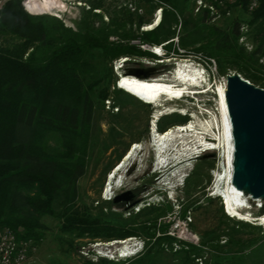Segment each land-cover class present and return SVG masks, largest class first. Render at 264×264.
I'll use <instances>...</instances> for the list:
<instances>
[{
    "label": "rangeland",
    "instance_id": "374dc122",
    "mask_svg": "<svg viewBox=\"0 0 264 264\" xmlns=\"http://www.w3.org/2000/svg\"><path fill=\"white\" fill-rule=\"evenodd\" d=\"M64 1L65 7L60 15L65 25L77 31H85L90 25H95L104 28L103 32L109 34L110 40L141 43L143 50L153 53L135 52L131 56L112 57L102 49H95L91 65L93 70L87 76L89 82L97 83L94 92L96 131L90 143L86 173L78 182V198L74 206L91 218L134 229L136 235L133 236L144 240V248L137 257L126 262L98 263V260L96 263L264 264V225L258 224L257 220L261 217L259 211L264 200H251L250 208H241L247 218L242 219L226 211L223 198L215 188L217 174L222 172L220 176H224L227 170L223 112L217 89L223 82L226 83V76L230 72H238L249 79L245 70L255 77L253 80L256 85H264V57L258 62L255 60L257 56L250 57L261 40L257 38L256 25L250 23V11L235 5L224 9L220 17L203 19L202 11L196 10L193 0H177L175 12L183 21L186 14L191 15L195 26H186L185 23L182 26L166 24V28L172 31L169 41L174 40L173 44L165 41L161 45H151L144 43L141 37L143 31H146L143 30L145 25L147 31L159 25H155L158 20L155 17L159 7L157 0ZM131 1L141 7L142 11H132L128 6ZM26 11L32 15H45ZM140 17L143 19V28L138 26ZM162 19L168 21L169 14L166 15L163 11ZM237 21L245 28L241 29V35L235 36ZM149 24L154 27L150 28ZM215 27L221 30H216ZM222 33L230 35L232 40L229 52L216 48ZM138 39L140 42H135ZM13 40L11 35H0V45ZM165 44L172 49L171 54L166 55V49L162 46ZM156 46L160 49H156ZM184 65L198 69L203 75L201 83L192 85L190 89L199 93L179 98L163 95L161 106L142 101L120 85V78L129 73V68L146 72L152 70L147 78L161 77L172 81L176 71L181 67L186 69ZM104 89L109 91V96L105 99L100 96ZM168 119L173 122L166 129H158L159 122L165 123ZM180 124H192L196 130L184 132V141L179 139L176 144L170 143L164 148H171V156L179 148L190 151L197 148L200 154L195 153L198 156L190 161L188 167L185 163L176 165V162L166 166L158 164L159 153L155 137ZM197 135L200 139L204 137V141L207 140L211 145L214 144L215 148L201 152L205 147H198ZM50 144L52 149L59 147L55 139ZM136 144H139L136 154L114 174L116 168L123 163L126 153ZM112 174L115 190L113 196L131 190L134 198L129 204L103 199V194L108 195L104 190L109 186ZM134 200L137 201L136 204L148 203L147 206L150 207L135 214L132 206L128 207ZM62 201L61 196L57 197V212L63 208ZM187 215H191L193 219L189 229L199 241L184 242L171 235L173 240H167L165 235H169L167 231L170 227L179 226ZM154 219L157 220V226H151V230L147 232L145 224L152 225L150 221ZM43 221L47 227L45 236L41 244L32 251L29 264H90V260L80 253L81 245L86 241L109 240L63 231L59 216L44 217ZM250 223L258 225L253 227ZM167 226V231L163 232L161 228Z\"/></svg>",
    "mask_w": 264,
    "mask_h": 264
},
{
    "label": "trees",
    "instance_id": "16d2710c",
    "mask_svg": "<svg viewBox=\"0 0 264 264\" xmlns=\"http://www.w3.org/2000/svg\"><path fill=\"white\" fill-rule=\"evenodd\" d=\"M157 4L164 7L169 20L162 19L154 29L143 31L144 43L161 45L169 41L172 31L166 24L195 26L191 15L186 14L183 21L175 12L177 0H157ZM240 6L249 11L245 4ZM250 13V23L256 25L257 38L261 39L250 57L257 56L258 62L264 57V0ZM202 17L211 18L206 11ZM139 19L140 27L143 19ZM241 27L237 21L235 36L241 35ZM103 29L90 25L85 31L74 30L57 17L28 13L21 0L8 2L0 13V35L14 37L0 45V226L12 228L20 238L32 239L37 247L47 228L43 218L48 216H59L63 231L83 237L122 239L136 235L134 229L91 218L74 206L96 131L97 83L87 80L93 70L95 49L112 57L135 52L153 54L143 50L141 43L110 40ZM216 45L222 52L231 51L230 35L222 33ZM162 46L166 55L171 54L169 46ZM245 75L255 83L247 70ZM100 96L107 98L109 91L104 89ZM172 122L161 121L158 129H166ZM52 139L59 147L52 149ZM59 196L63 198V208L57 212L55 202ZM262 205L259 215L264 214V202ZM150 222L152 225L144 227L147 232L157 226L156 219ZM167 228L161 230L165 232ZM103 262L113 261L102 259L98 263ZM89 263L98 264L91 260Z\"/></svg>",
    "mask_w": 264,
    "mask_h": 264
},
{
    "label": "bare ground",
    "instance_id": "6f19581e",
    "mask_svg": "<svg viewBox=\"0 0 264 264\" xmlns=\"http://www.w3.org/2000/svg\"><path fill=\"white\" fill-rule=\"evenodd\" d=\"M30 9L33 12L37 13H47L51 10H57L62 11L65 7V1L64 0H34L29 5ZM159 19L155 23L158 24ZM151 26L150 28H153L154 26L149 24ZM156 49H160L159 46H156ZM186 69L181 67L178 71L175 72L173 76V80H165L161 77L158 78H144L139 77L137 75L133 74H126L123 75L120 78V85L126 89L128 92L132 93L133 95L137 96L139 99L146 103H155L157 106L163 105L161 102L162 96H168V98H179L181 96H185L190 93H199V91H190L192 85H197L198 83H201V78L203 75H201V72L198 69H191L188 65H184ZM168 79V78H167ZM220 102H221V108L223 112V124H224V140L226 141L225 153L227 152L226 157V172L224 176H220L222 174H217L216 179V186L218 195L222 196L223 198V204L229 213H231L233 216L247 219L245 216V213L242 212L241 208H250V203L252 199L248 197L243 191H239L232 182V163H233V138H232V127L230 122V117L228 114L227 104H226V98H225V91H226V83L223 82L218 87ZM204 92V91H203ZM195 126L190 124H180L176 125L175 127H171L167 129L164 132H161L158 134V136L155 137L157 139V143L155 145L158 146L157 153H159V163L163 164V166H166L167 164H170L172 162H176L175 164L178 165L179 163H185L186 167L189 166L190 161H192L194 158H196L195 153L199 152L195 149H180L171 156L170 154V147L168 149H165L164 147L169 146L170 143L178 142L179 139H182L184 141L185 137L184 132L189 131H195ZM199 138L200 136L197 135ZM154 140V139H153ZM206 140V139H205ZM155 141V142H156ZM182 141V142H183ZM203 142V143H201ZM186 143V142H185ZM199 146H204L205 151L210 150V148H215V146L211 145V143L204 141V137L202 139L199 138L198 140ZM201 143V144H200ZM176 144V143H175ZM184 144V143H183ZM216 144V143H215ZM138 145L136 144L135 147L131 148L127 153L123 160V163L116 168L114 171V174L117 170H119L125 162L134 156L136 154V150L138 149ZM198 145V144H197ZM173 146V145H172ZM184 148V147H183ZM202 150V149H201ZM173 152V151H172ZM192 152V153H191ZM195 154V155H193ZM200 154V152L198 153ZM171 156V157H170ZM163 162V163H162ZM187 162V163H186ZM183 174V173H182ZM113 174L110 176V180H113ZM115 179V178H114ZM112 180L110 183H113ZM115 184V183H114ZM108 190V187H107ZM253 217V216H252ZM255 219L258 217H254ZM262 219L263 222L261 224L264 225V214L259 217ZM256 221V220H255Z\"/></svg>",
    "mask_w": 264,
    "mask_h": 264
},
{
    "label": "water",
    "instance_id": "95a60500",
    "mask_svg": "<svg viewBox=\"0 0 264 264\" xmlns=\"http://www.w3.org/2000/svg\"><path fill=\"white\" fill-rule=\"evenodd\" d=\"M128 74L147 78L152 70L129 68ZM226 104L233 138L232 182L252 199H264V87L238 72L226 76ZM131 190L115 197V202H130ZM136 200L128 206L136 204ZM258 224L262 219L258 218Z\"/></svg>",
    "mask_w": 264,
    "mask_h": 264
},
{
    "label": "built area",
    "instance_id": "2783aa9c",
    "mask_svg": "<svg viewBox=\"0 0 264 264\" xmlns=\"http://www.w3.org/2000/svg\"><path fill=\"white\" fill-rule=\"evenodd\" d=\"M12 0H0V12L6 6L8 2ZM34 0H21L23 7L31 13L34 14H51L61 17V12L57 10H51L47 13H37L33 12L29 5ZM67 1V0H66ZM196 5L197 11L207 12L211 18L220 17L224 9H229L235 5L245 4L249 11L255 10L259 4L260 0H193ZM128 6L132 11L141 12L142 8L134 5L133 2H129ZM163 6H159L155 17L159 19L158 24L163 18ZM157 21V20H156ZM158 26V25H156ZM144 26H142L143 28ZM245 27H241L244 30ZM143 30L146 29V25ZM242 37V36H241ZM135 42H140L136 40ZM201 152H205L203 148ZM119 180H117L118 182ZM107 187L104 190L108 195L103 194V199L107 201L113 200L116 196L114 194V185L108 182ZM129 204V203H127ZM137 203L132 206L134 213L140 212L147 204ZM191 215L185 216L183 220L180 221L179 226H171L167 231L169 235L177 237L180 241L186 242V240L199 241L198 237L189 229V225L192 222ZM37 246L34 244L33 240L30 238H20L15 230L10 227L0 226V264H29L30 256L32 251H34ZM144 248V240L136 236L126 237L122 239H109L103 241L102 239L86 241L79 248L80 253L83 257L96 262L102 259H107L110 261H121L126 262L134 257L140 255Z\"/></svg>",
    "mask_w": 264,
    "mask_h": 264
}]
</instances>
